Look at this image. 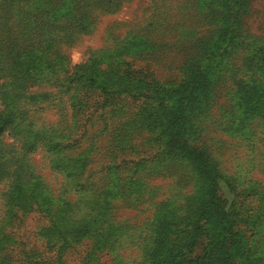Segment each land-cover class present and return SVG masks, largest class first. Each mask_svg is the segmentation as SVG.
I'll return each instance as SVG.
<instances>
[{"label": "rangeland", "instance_id": "374dc122", "mask_svg": "<svg viewBox=\"0 0 264 264\" xmlns=\"http://www.w3.org/2000/svg\"><path fill=\"white\" fill-rule=\"evenodd\" d=\"M215 3V0H126L113 12L83 19V27L78 28L70 21L73 0H61L48 15V24L41 32L44 39L56 37V46H47L50 49L47 54L17 48L11 53L13 60L8 69L0 65V70L5 71H0V83L6 81L2 89L22 95L18 103L16 100V108L12 109V105L8 109L14 113V129L0 136V216L24 217V224L13 231L22 240L27 236L25 246L31 259L39 258L34 248H41L43 243L36 237L40 215L30 211L32 202L45 197L41 182L55 190L78 181L105 184L108 188L103 204L114 218L108 233L114 239V247L98 251L88 245L80 246L66 255L67 264H162V249L176 250V245L185 243L187 234L175 235L171 229L198 219L202 189L197 191V178L183 182L174 176L150 174L158 157L167 153L162 151L155 135L141 132L145 123L135 115L140 103L132 108L135 117L122 113L110 120L89 122L87 106L79 104L89 96L85 88L77 90L76 104L69 99L71 92L58 94L56 99L46 92L56 91L57 76L62 75L60 69L56 70V62L51 61L58 48L61 59L56 61L70 71L74 65L91 62V57L98 55L108 62L123 59L132 65L130 71H148L172 85L171 81H179L188 72L190 67H185L184 59L196 38L207 29L204 10L211 11ZM246 8L247 25L261 39L251 40L246 53L260 55L262 60L255 66L264 70V0H247ZM77 54L79 62H74L73 56ZM144 54L150 59L143 58ZM124 64L121 68L125 70ZM108 77L101 72L96 78L110 85L113 80L108 82ZM116 81L114 77L113 85ZM248 88L251 87L236 90L233 109H223L216 116L219 126L210 125L209 134L217 137L216 149L220 145L226 173L237 171L234 178H224L219 184L224 204L233 206L237 218L232 231L239 230L245 240L234 254V263L264 264V89L252 88L259 92L252 100L253 91ZM224 101L219 98L220 103ZM84 123L87 129L82 130ZM36 132H41V136L30 148L28 140ZM59 167L71 175L57 173ZM81 170L85 173L77 178L75 174ZM88 171L91 175L87 177ZM211 215L216 217L215 213ZM206 226L207 232L199 238L194 251L199 255L195 264H216L221 259L217 256L220 244L211 243L224 231V221L217 228L213 222ZM168 238L175 240L164 244ZM10 243L15 253L17 244ZM168 257L170 253L163 259ZM169 263L170 260L164 262Z\"/></svg>", "mask_w": 264, "mask_h": 264}, {"label": "trees", "instance_id": "16d2710c", "mask_svg": "<svg viewBox=\"0 0 264 264\" xmlns=\"http://www.w3.org/2000/svg\"><path fill=\"white\" fill-rule=\"evenodd\" d=\"M84 1L73 0L70 10L71 24L76 23L78 28L83 27V19L113 12L126 0H89L86 4ZM246 1L226 0L225 3L215 0L211 11L204 10L207 29L201 37L196 38L194 46L187 53L188 57L184 59L185 67H190L188 72H184L182 79L177 82L165 81L172 85L165 84L148 71H130L132 65L123 59L108 62L96 55L91 57V62L76 64L70 71L63 63L56 61L61 59L58 51L60 48L51 58V61L56 62V70L60 69L62 75L57 76L59 85L54 86L56 91L46 92L50 98L56 99L58 94L62 96L71 92L69 99H73L76 104L77 90L85 88L91 95V101L88 102L89 96H85L86 100H81L79 104L87 106L89 122L95 119L110 120V117L120 116L122 113L135 117L132 108L140 103L135 115L139 116L140 122L145 123L146 128L141 132L155 135L162 151L167 153L158 157L150 174L174 176L183 182L198 179L197 191L202 189L197 207L198 219L171 229L175 235L185 232L186 241L176 245V250L162 249V264L166 260H170L169 264H195L199 255L194 251L199 238L207 232L206 225L212 222L214 228H217L221 226V220L224 221V231L218 236L219 239L211 243L220 244L217 256L221 259L216 264H235L234 254L238 253L241 244L245 242L239 230L232 231L237 218L233 214V206L224 204L219 190L221 180L234 178L237 171L226 173L222 167L220 145L216 149L217 137L210 136L209 132L210 125L219 126L216 116L223 113V109H233L236 90H240L241 86L251 87L248 89L253 91L252 100L259 93L252 88L264 89V70L255 66L262 59L256 53H246L251 40L260 39L247 25ZM60 3L61 0H0L1 66L8 69L13 60L11 53L17 48L21 51L41 50L47 54L50 51L47 46H56V37L48 36L44 39L41 32L48 24V15ZM171 26L168 24V27ZM161 27L162 24L159 28ZM141 56L150 59L149 55ZM123 64L125 70L121 68ZM0 71L5 72L2 68ZM101 72L109 75L108 82L113 80L114 83V77L118 81L114 85L103 83L96 78ZM5 83L6 81L0 83V136L14 129V113H9L8 109L12 105V109L16 108V100L18 103V98L22 97L14 90L4 91L2 87ZM220 97L225 99L224 103L219 102ZM86 124L82 125V130L86 128ZM40 136L41 132H36L32 136L34 138L28 140L30 148ZM56 172L67 177L71 175L60 167ZM84 173L81 170L75 175L81 178ZM90 175L88 171L86 176ZM40 188L45 197L30 204V211H37L40 215L36 237L44 244L42 243L41 248H34L40 254L39 258L31 259V252L25 246L27 236H23L22 240L13 231V228L24 224V217L1 215L0 252L5 251L0 255V264H67L66 255L80 246L88 245L90 249L98 251L106 250L104 248L107 246L114 247V239L108 236L114 218L110 211L108 213V206L104 207L103 204L107 185L78 181L65 183L55 190L41 182ZM174 240L168 238L164 244ZM11 241L17 244L15 253L14 248L9 245ZM230 244H233V248ZM169 253L170 257L163 259ZM91 255L90 252L89 256Z\"/></svg>", "mask_w": 264, "mask_h": 264}, {"label": "clouds", "instance_id": "9594fccd", "mask_svg": "<svg viewBox=\"0 0 264 264\" xmlns=\"http://www.w3.org/2000/svg\"><path fill=\"white\" fill-rule=\"evenodd\" d=\"M78 55H79V54H77V55L73 56V61H74V62H79Z\"/></svg>", "mask_w": 264, "mask_h": 264}]
</instances>
